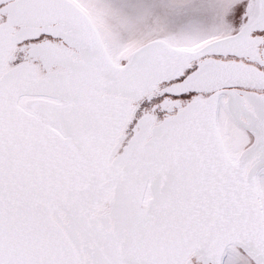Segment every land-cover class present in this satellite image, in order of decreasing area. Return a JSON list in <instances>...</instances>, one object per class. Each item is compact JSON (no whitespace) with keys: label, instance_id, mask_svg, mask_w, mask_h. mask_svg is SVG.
Masks as SVG:
<instances>
[{"label":"snow or ice","instance_id":"snow-or-ice-1","mask_svg":"<svg viewBox=\"0 0 264 264\" xmlns=\"http://www.w3.org/2000/svg\"><path fill=\"white\" fill-rule=\"evenodd\" d=\"M0 264H264V0H0Z\"/></svg>","mask_w":264,"mask_h":264}]
</instances>
